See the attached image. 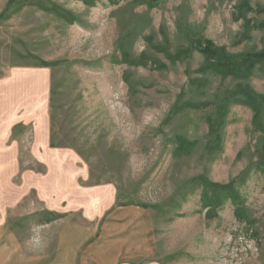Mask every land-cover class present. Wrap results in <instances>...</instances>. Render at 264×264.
I'll return each instance as SVG.
<instances>
[{
	"label": "rangeland",
	"instance_id": "obj_1",
	"mask_svg": "<svg viewBox=\"0 0 264 264\" xmlns=\"http://www.w3.org/2000/svg\"><path fill=\"white\" fill-rule=\"evenodd\" d=\"M22 1L7 9L0 0L1 102L18 109V163L1 172L0 220L26 251L53 254L60 228L89 224L83 212L113 194L116 205L151 212L161 264H264V131L250 107L230 104L222 144L209 147L217 97L239 84L201 73L196 50L206 39L232 54L261 50L264 0ZM248 84L264 94V67ZM180 136L195 142L190 154L175 153ZM199 176L234 182L247 215L227 203L208 218Z\"/></svg>",
	"mask_w": 264,
	"mask_h": 264
},
{
	"label": "crops",
	"instance_id": "obj_2",
	"mask_svg": "<svg viewBox=\"0 0 264 264\" xmlns=\"http://www.w3.org/2000/svg\"><path fill=\"white\" fill-rule=\"evenodd\" d=\"M1 98L0 91V185H6L1 172L13 169L15 173L18 163L17 143L10 129L17 122L18 109L17 104L3 105ZM14 173H5V178ZM106 203L101 211L83 212L89 224L63 225L53 254L28 253L17 234L0 220V264H161L156 257L158 241L151 212L133 204L116 205L113 194Z\"/></svg>",
	"mask_w": 264,
	"mask_h": 264
},
{
	"label": "trees",
	"instance_id": "obj_3",
	"mask_svg": "<svg viewBox=\"0 0 264 264\" xmlns=\"http://www.w3.org/2000/svg\"><path fill=\"white\" fill-rule=\"evenodd\" d=\"M159 0H150L149 6L154 7ZM90 5H94L95 0H86ZM111 4H116L117 0H109ZM22 0H9L8 8L13 6L14 8L21 7ZM7 12V11H6ZM54 12L60 14L64 18L74 20L73 16L66 12H62L60 9L55 8ZM263 18L255 25L257 29L264 30V9L262 11ZM5 13L0 14V18L4 17ZM198 50L206 59V63L202 66L201 73H210L219 75L225 78L231 77L238 81V84L234 89L227 90V95L224 97H217L216 110L208 117L209 122V134L210 138L209 147H220L223 141L221 136V127L224 125L226 115L228 113L230 104H241L250 107L254 112V125L264 131V94H259L248 84V79L255 73L258 67H264V47L261 50H252L241 54L229 53L225 47H218L212 40H204L198 43L196 46ZM174 56V55H173ZM182 54H175L174 58H171L174 62L181 59ZM44 67L52 66L51 63H42ZM209 82V79L203 78L198 81L199 86L205 87ZM57 84L55 80L52 83V96H51V109H54V93H56ZM192 104V103H188ZM53 114V113H52ZM51 147H57L55 143L51 142ZM195 146L194 141H190L184 136H180L176 142L175 153L179 156L184 154H190ZM260 153V166L264 167V142L261 144ZM195 183V189L200 190V201L203 209H206L208 218H215L218 216V210L227 203L232 204L235 207V216L243 219L247 215V208L245 207V201L240 191L236 187L234 182L228 184H219L210 181L204 176H199L193 179ZM119 205V204H118ZM145 208V207H144ZM146 208H151L146 206ZM154 208V207H152Z\"/></svg>",
	"mask_w": 264,
	"mask_h": 264
}]
</instances>
